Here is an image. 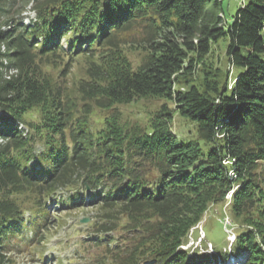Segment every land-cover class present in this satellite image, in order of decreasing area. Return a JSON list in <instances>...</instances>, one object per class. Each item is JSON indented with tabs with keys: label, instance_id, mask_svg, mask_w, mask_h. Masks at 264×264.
<instances>
[{
	"label": "trees",
	"instance_id": "16d2710c",
	"mask_svg": "<svg viewBox=\"0 0 264 264\" xmlns=\"http://www.w3.org/2000/svg\"><path fill=\"white\" fill-rule=\"evenodd\" d=\"M31 1L0 0V264L54 207L94 211L86 264H264V0ZM220 203L234 240L191 248Z\"/></svg>",
	"mask_w": 264,
	"mask_h": 264
},
{
	"label": "rangeland",
	"instance_id": "374dc122",
	"mask_svg": "<svg viewBox=\"0 0 264 264\" xmlns=\"http://www.w3.org/2000/svg\"><path fill=\"white\" fill-rule=\"evenodd\" d=\"M14 8L18 10L19 14L23 18L24 23H28L31 18L34 17V10L32 9V1L31 0H14ZM244 0H224L226 9L228 13H232L235 11L236 7ZM3 28H7L2 26ZM3 48V47H1ZM129 58L135 59L133 53H128ZM219 55V61L227 68L230 66L229 63L225 61V57L223 54V44H217L214 52V56ZM72 64L69 66V73L66 74V80L69 82H75L79 78L83 76L84 68L86 65V59L84 56H78L76 59L71 61ZM58 67V68H57ZM50 68L51 72L59 74L60 66ZM49 68V67H48ZM65 73V72H64ZM152 103L149 101H141L138 105H129V106H120L121 110L124 112L134 113L137 110L143 109H151ZM95 119V114L92 115L91 120ZM185 122L176 114L173 117L172 129L177 131V135L179 137L184 136V132L186 127ZM187 136L190 134L189 131H186ZM230 197V194L227 195ZM57 211V212H55ZM209 213H215L214 215H209ZM94 214V211L90 207H74L70 209H57L54 207V211H51L49 215L50 229L46 230L47 239L34 247H30V249L25 248H15L9 252H7V256L9 260L5 264H40L39 256L42 253L38 254V250L40 248L43 249L44 255H51V261H48L50 264H55L54 260L59 262L58 264H86V261L89 258V253L83 250V241L85 234L90 233L89 229L85 226V224L91 222V216ZM228 209L225 203L212 205L208 211L206 216L207 219L201 222V226L204 229L207 238L202 237L203 232L200 231V238L196 237L193 241L188 242L194 247L199 243V239H203L207 243V249L210 253L214 252V245L222 246L227 241L226 247L229 246V239L233 237L232 233H235L237 229V224L231 223V225H224L225 223L229 224L228 217ZM88 218V221L81 222L82 218ZM219 219L221 220V224L226 231V235L220 227ZM200 226V225H199ZM227 229V230H226ZM229 235V236H228ZM28 237L31 236V233H28ZM211 242V243H209ZM201 243V242H200ZM185 245L183 247L188 246ZM94 253H96V249L92 247ZM218 260V258H217ZM216 260V261H217ZM225 261L224 263L215 262V264H232L230 261ZM209 264H212L209 263Z\"/></svg>",
	"mask_w": 264,
	"mask_h": 264
},
{
	"label": "water",
	"instance_id": "95a60500",
	"mask_svg": "<svg viewBox=\"0 0 264 264\" xmlns=\"http://www.w3.org/2000/svg\"><path fill=\"white\" fill-rule=\"evenodd\" d=\"M88 220V218H82L81 219V221H87Z\"/></svg>",
	"mask_w": 264,
	"mask_h": 264
}]
</instances>
